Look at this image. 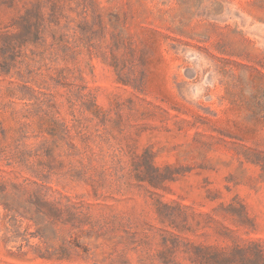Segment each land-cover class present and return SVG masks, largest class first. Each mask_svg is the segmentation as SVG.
Wrapping results in <instances>:
<instances>
[{
	"label": "rangeland",
	"instance_id": "obj_1",
	"mask_svg": "<svg viewBox=\"0 0 264 264\" xmlns=\"http://www.w3.org/2000/svg\"><path fill=\"white\" fill-rule=\"evenodd\" d=\"M36 3L0 264H264V0H0V27Z\"/></svg>",
	"mask_w": 264,
	"mask_h": 264
},
{
	"label": "trees",
	"instance_id": "obj_2",
	"mask_svg": "<svg viewBox=\"0 0 264 264\" xmlns=\"http://www.w3.org/2000/svg\"><path fill=\"white\" fill-rule=\"evenodd\" d=\"M44 16L39 3L19 19L0 27V75L20 73L23 61L19 59L26 38L36 45L42 38ZM16 28V30H15Z\"/></svg>",
	"mask_w": 264,
	"mask_h": 264
}]
</instances>
